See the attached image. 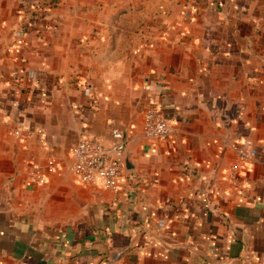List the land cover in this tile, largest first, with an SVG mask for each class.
<instances>
[{
    "label": "crops",
    "instance_id": "crops-1",
    "mask_svg": "<svg viewBox=\"0 0 264 264\" xmlns=\"http://www.w3.org/2000/svg\"><path fill=\"white\" fill-rule=\"evenodd\" d=\"M114 129L133 170L81 185ZM0 264H264V0H0Z\"/></svg>",
    "mask_w": 264,
    "mask_h": 264
},
{
    "label": "built area",
    "instance_id": "built-area-1",
    "mask_svg": "<svg viewBox=\"0 0 264 264\" xmlns=\"http://www.w3.org/2000/svg\"><path fill=\"white\" fill-rule=\"evenodd\" d=\"M87 95L90 90L85 91ZM20 135V132H15ZM38 134L43 135L42 130ZM143 134L147 139L168 141L171 139V127L162 110L151 103L145 109L143 121ZM127 140L120 129L111 132V140L106 143L92 135H84L80 141L70 149L72 164L70 173L83 186L102 187L109 191L119 193L122 180L126 173ZM237 160L228 171V180L235 187L240 188L241 168L253 157L254 142L243 139L234 144ZM49 168L57 169L54 160L48 163ZM33 177L38 184H46L43 171L34 167Z\"/></svg>",
    "mask_w": 264,
    "mask_h": 264
},
{
    "label": "water",
    "instance_id": "water-1",
    "mask_svg": "<svg viewBox=\"0 0 264 264\" xmlns=\"http://www.w3.org/2000/svg\"><path fill=\"white\" fill-rule=\"evenodd\" d=\"M125 164H126V169H127L128 171L133 170V165H132L131 162H130V159H129V157H128V154L126 155Z\"/></svg>",
    "mask_w": 264,
    "mask_h": 264
}]
</instances>
